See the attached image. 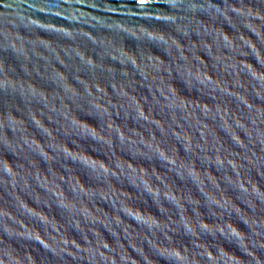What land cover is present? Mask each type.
Masks as SVG:
<instances>
[{
	"label": "water",
	"instance_id": "obj_1",
	"mask_svg": "<svg viewBox=\"0 0 264 264\" xmlns=\"http://www.w3.org/2000/svg\"><path fill=\"white\" fill-rule=\"evenodd\" d=\"M0 264H264V0H0Z\"/></svg>",
	"mask_w": 264,
	"mask_h": 264
}]
</instances>
